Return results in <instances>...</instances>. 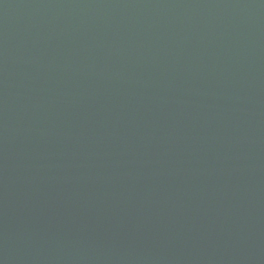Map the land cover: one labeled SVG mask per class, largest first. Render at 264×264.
I'll return each mask as SVG.
<instances>
[{"label": "water", "instance_id": "1", "mask_svg": "<svg viewBox=\"0 0 264 264\" xmlns=\"http://www.w3.org/2000/svg\"><path fill=\"white\" fill-rule=\"evenodd\" d=\"M0 264H264V0H0Z\"/></svg>", "mask_w": 264, "mask_h": 264}]
</instances>
